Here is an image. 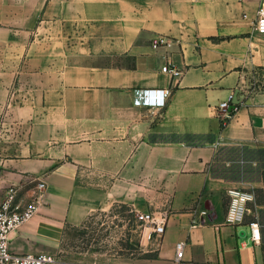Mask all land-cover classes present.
Listing matches in <instances>:
<instances>
[{
    "label": "crops",
    "instance_id": "1",
    "mask_svg": "<svg viewBox=\"0 0 264 264\" xmlns=\"http://www.w3.org/2000/svg\"><path fill=\"white\" fill-rule=\"evenodd\" d=\"M262 1L0 0V201L47 186L10 249L58 257L67 227L126 204L166 220L160 237L146 229L149 257L54 264H176L178 241L188 264H264V205L225 222L228 189L264 187V89L250 92L255 75L264 88ZM159 88L165 107L134 103Z\"/></svg>",
    "mask_w": 264,
    "mask_h": 264
},
{
    "label": "built area",
    "instance_id": "2",
    "mask_svg": "<svg viewBox=\"0 0 264 264\" xmlns=\"http://www.w3.org/2000/svg\"><path fill=\"white\" fill-rule=\"evenodd\" d=\"M253 28L256 32L264 34V0L257 10L256 18L253 21ZM168 41V38L161 37L154 41L153 46L159 47L168 43ZM162 72L171 74L177 78L183 74L180 68L169 65V63L162 67ZM257 82H260V80L255 75L254 80L251 81V93L264 89L262 88V83L260 82L258 85ZM169 95V89H136L134 91V103L136 105H150L162 108L166 106ZM239 108V102H235L234 96L231 95L229 100L222 101L219 104L217 114L223 122H227ZM46 188V182L42 179L38 180L30 200L25 203L23 200L18 199V190L11 187L0 201V264H54L57 262V257L51 254H20L10 249V234L39 212L44 202ZM227 194L229 196V203L225 214V222L232 225L243 223L247 214L252 210L250 204L255 202L254 191L248 188L233 187L228 189ZM133 211L136 220L146 229H151L149 238H151L153 233L159 237L165 233V218L158 219L153 213L142 212L137 209H133ZM208 214L209 211L207 209L200 211L202 217H207ZM204 222L203 220L195 219L192 226H201ZM250 229L251 240L254 243H260L259 224L257 222L250 223ZM185 245V241H178L176 243V264H188L183 260Z\"/></svg>",
    "mask_w": 264,
    "mask_h": 264
},
{
    "label": "rangeland",
    "instance_id": "3",
    "mask_svg": "<svg viewBox=\"0 0 264 264\" xmlns=\"http://www.w3.org/2000/svg\"><path fill=\"white\" fill-rule=\"evenodd\" d=\"M146 231L136 220L133 208L116 204L97 211L81 226L67 227L57 258L104 262L118 256L144 257L143 245L149 242Z\"/></svg>",
    "mask_w": 264,
    "mask_h": 264
},
{
    "label": "trees",
    "instance_id": "4",
    "mask_svg": "<svg viewBox=\"0 0 264 264\" xmlns=\"http://www.w3.org/2000/svg\"><path fill=\"white\" fill-rule=\"evenodd\" d=\"M263 177H264V173H263ZM254 193H255V202L250 206L252 210H254L255 205H264V187L254 189ZM117 205H120L122 207H129L126 204H117ZM149 256H150L149 253L145 254V257H149Z\"/></svg>",
    "mask_w": 264,
    "mask_h": 264
},
{
    "label": "water",
    "instance_id": "5",
    "mask_svg": "<svg viewBox=\"0 0 264 264\" xmlns=\"http://www.w3.org/2000/svg\"><path fill=\"white\" fill-rule=\"evenodd\" d=\"M243 232H245V233H246V231H245V230H243Z\"/></svg>",
    "mask_w": 264,
    "mask_h": 264
}]
</instances>
